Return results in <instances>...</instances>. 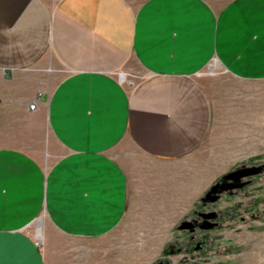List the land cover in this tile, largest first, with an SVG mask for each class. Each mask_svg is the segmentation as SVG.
I'll return each instance as SVG.
<instances>
[{
  "label": "crops",
  "instance_id": "obj_1",
  "mask_svg": "<svg viewBox=\"0 0 264 264\" xmlns=\"http://www.w3.org/2000/svg\"><path fill=\"white\" fill-rule=\"evenodd\" d=\"M213 63L264 81V0H0V133L33 132L35 104L62 149L46 167L0 145V264H47L37 237L95 242L133 212L174 227L218 126Z\"/></svg>",
  "mask_w": 264,
  "mask_h": 264
},
{
  "label": "rangeland",
  "instance_id": "obj_2",
  "mask_svg": "<svg viewBox=\"0 0 264 264\" xmlns=\"http://www.w3.org/2000/svg\"><path fill=\"white\" fill-rule=\"evenodd\" d=\"M206 72L212 77L219 121L206 149L207 163L198 166L195 201L176 205L181 208L176 225L165 213L133 212L115 232L95 242L52 233L57 242L41 245L47 264H264V81L238 82L216 63ZM54 81L44 85L46 91ZM32 111L31 118L21 116V128L35 130L0 133V145L15 144L50 167L62 149L52 140L45 110ZM248 169L258 172L229 181L236 186L217 192L216 201L206 199L226 175ZM203 183L211 184L201 190ZM210 214L214 218L206 219ZM190 224L194 228L184 227Z\"/></svg>",
  "mask_w": 264,
  "mask_h": 264
},
{
  "label": "water",
  "instance_id": "obj_3",
  "mask_svg": "<svg viewBox=\"0 0 264 264\" xmlns=\"http://www.w3.org/2000/svg\"><path fill=\"white\" fill-rule=\"evenodd\" d=\"M257 172H258V169H248V170H241V171L229 173L228 175H226L223 178V184L214 186L211 189V193H210L211 196H208L206 199L208 201H212V202L216 201L218 196L215 194L217 192L231 190L236 186L234 183H230L229 181L237 182V181L241 180L242 178L255 175ZM214 216H215V214H210V215H206L205 218L206 219H213ZM184 227L185 228L189 227V225H185Z\"/></svg>",
  "mask_w": 264,
  "mask_h": 264
},
{
  "label": "built area",
  "instance_id": "obj_4",
  "mask_svg": "<svg viewBox=\"0 0 264 264\" xmlns=\"http://www.w3.org/2000/svg\"><path fill=\"white\" fill-rule=\"evenodd\" d=\"M31 108L32 109H35L36 108V105L35 104H32L31 105ZM36 244L39 246V247H42L41 245H42V239H40L39 237H37V239H36Z\"/></svg>",
  "mask_w": 264,
  "mask_h": 264
},
{
  "label": "flooded vegetation",
  "instance_id": "obj_5",
  "mask_svg": "<svg viewBox=\"0 0 264 264\" xmlns=\"http://www.w3.org/2000/svg\"><path fill=\"white\" fill-rule=\"evenodd\" d=\"M210 220H211V219H210ZM207 224H208V223H207V222H205V223L203 224V226H205V227H206V226H208ZM189 228H194V225L190 224V225H189Z\"/></svg>",
  "mask_w": 264,
  "mask_h": 264
}]
</instances>
